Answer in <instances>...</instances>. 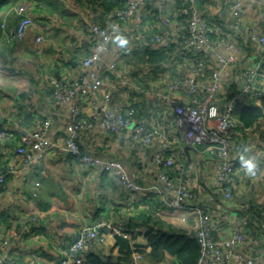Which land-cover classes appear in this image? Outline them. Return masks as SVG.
Here are the masks:
<instances>
[{
	"label": "crops",
	"instance_id": "obj_1",
	"mask_svg": "<svg viewBox=\"0 0 264 264\" xmlns=\"http://www.w3.org/2000/svg\"><path fill=\"white\" fill-rule=\"evenodd\" d=\"M22 1L27 2L35 26L28 29L24 38L18 39L15 7ZM124 1L0 0V127L8 130L0 147V163L14 160L19 129L35 127L48 116L52 118L57 141L63 138L66 113L49 98V80L69 78L77 72L90 51L88 23L105 22V11L121 6ZM233 1L197 0L204 18L217 31L228 27L231 16L227 8ZM241 1L242 31L235 39L240 49L218 48L224 56H235L234 64L223 70L225 78L220 97L241 85L249 66L257 62L252 47L246 44L249 28L264 31V0ZM156 4L157 0H151L132 22L125 24L123 34L129 44L123 49L115 44L108 58L118 61L113 72L116 75L103 72L111 82L126 78L136 87L109 85L102 88L110 89L114 102H123L127 97L133 99L140 117L154 122L159 120L154 114L153 90H164L166 78L179 74L185 60L179 44L162 49L159 55L145 52L150 47L151 35L158 30ZM187 11L186 0H168L164 5V13L170 17H186ZM39 35L42 38L38 41ZM207 62L209 69L215 67L211 58L207 57ZM102 68L100 65L99 70ZM256 76L263 95L244 96L238 104L239 112L244 106L264 102V63ZM84 107L86 112H91L89 105L84 104ZM168 123L172 127L173 124ZM176 134L173 149L177 159L170 168L172 177L193 189L194 203L204 204L213 212L212 231L216 238L225 234L238 218H243L248 242L239 250L254 255L258 264H264V116L253 126H240L236 134L241 147L256 158L259 169L256 176L246 175L235 155L237 171L231 200L224 199L216 182L215 159L199 145L187 147L182 133ZM79 141L84 149L119 158L133 179L152 189L129 191L121 187L115 175L87 170L60 148L50 149L33 171L25 176L9 173L0 183V251L9 248L15 259L13 264H57L63 249L78 238L82 226L103 220L120 223L129 215L141 214L142 221L137 220L141 224H151L150 216H154V225L166 232L194 234L199 226L198 216L191 209L178 210L170 206L164 193L156 190L153 146L134 147L124 135L103 132L83 133ZM23 224L29 231L15 239ZM103 237L104 242L98 244L94 252L109 257V264H165L150 255V247L143 245L142 234L136 239L141 249L128 259L116 246L115 234L103 230ZM4 239L8 240L6 246Z\"/></svg>",
	"mask_w": 264,
	"mask_h": 264
},
{
	"label": "built area",
	"instance_id": "obj_2",
	"mask_svg": "<svg viewBox=\"0 0 264 264\" xmlns=\"http://www.w3.org/2000/svg\"><path fill=\"white\" fill-rule=\"evenodd\" d=\"M150 1L125 0L121 6L105 11V22L92 20L88 23L90 51L83 58L77 72L69 78L49 80V98L61 105L66 113L63 138L57 141L50 116L35 127L19 129V140L14 149L15 158L0 166V183L9 173L27 175L50 149L60 148L87 170L115 175L124 189L134 192L152 189L133 179L119 158L84 149L79 141L82 134L87 132L124 135L131 146L154 147L153 160L158 183L156 190L164 193L170 206L178 210L191 209L198 216L199 226L193 235L200 246V255L194 264H258L254 255L239 250L248 242L246 221L238 218L225 234L216 238L212 231L213 212L204 204L194 203L196 195L193 189L174 179L170 168L177 159V152L173 149L178 138L176 132H181V138L187 147L199 145L203 152L215 159L218 187L224 199L233 198L237 171L235 155L241 148L236 134L239 127L243 126L238 114V104L247 94L263 95V90L257 85L256 75L263 69L264 31L249 28L246 44L252 47V55L257 62L249 66L241 85L220 97L225 78L223 70L225 66L234 64L235 56H224L218 48L239 51L240 46H237L235 39L242 31V1L234 0L228 6L230 23L225 30L217 31L204 18L197 0H186V17L166 15L164 5L168 0H157L158 30L151 35L150 44L159 48L179 44L181 52L184 51L185 54L184 69L179 74L166 78L164 90H153L154 114L159 121L137 119L139 110L133 99L127 97L123 102H114L110 89H102L109 85L135 88V83L126 78L111 82L103 72L114 74L118 66L117 59L108 60L116 44V33L113 32L112 25H117L123 33L125 24L132 22L137 12ZM15 10L18 15L15 34L18 39H22L28 29L35 26L34 18L28 12L25 2L18 3ZM41 38L40 35L37 36L38 41ZM207 57L215 63L213 69H209ZM100 65H103L101 70ZM171 102H174L173 107L170 106ZM84 104L89 105L91 112L85 111ZM156 110L159 113L156 114ZM168 122L173 124L172 127ZM6 130L5 127L0 129L1 143L8 136ZM262 229L264 230V224ZM103 230H109L115 236H131L130 230L111 220L86 224L80 228L78 238L63 249L57 264H85L84 252L94 251L98 244L104 242ZM25 231L29 229L23 224L15 239ZM3 244L6 246L8 240L4 239ZM11 254L7 247L0 251V264H13L15 259Z\"/></svg>",
	"mask_w": 264,
	"mask_h": 264
},
{
	"label": "trees",
	"instance_id": "obj_3",
	"mask_svg": "<svg viewBox=\"0 0 264 264\" xmlns=\"http://www.w3.org/2000/svg\"><path fill=\"white\" fill-rule=\"evenodd\" d=\"M107 9H110V7ZM148 48L145 52L151 55L154 53H157V55L162 54L163 51L161 50L166 49L154 47L151 44ZM170 106L173 107L174 102H171ZM238 114L243 126H253L264 116V102L261 105L244 106L240 109V112L238 111ZM137 119H142L140 113H137ZM6 132L8 133V130ZM1 146L2 143L0 142ZM3 164L4 162H1L0 166ZM142 217L141 214L137 215V217L129 215L126 221L120 222L131 231L130 237L115 236L116 246L119 247L126 259L131 257L134 251L141 249L142 246L136 242V239L138 235L142 234L145 239L143 245L150 247V255L154 258L162 259L165 264H194L196 262L200 255V246L194 235L191 236L178 231L166 232L154 225V216H150L151 224L137 222V220L142 221ZM84 262L85 264H109L110 261L109 257H104L94 251H86L84 252Z\"/></svg>",
	"mask_w": 264,
	"mask_h": 264
},
{
	"label": "clouds",
	"instance_id": "obj_4",
	"mask_svg": "<svg viewBox=\"0 0 264 264\" xmlns=\"http://www.w3.org/2000/svg\"><path fill=\"white\" fill-rule=\"evenodd\" d=\"M112 30L114 33H116L114 42L120 47V48H126L129 44V40L126 35H124L122 32L119 31V28L117 25H112ZM238 159H240L245 174L248 176H256L258 174L259 164L256 160V158L250 153V151L244 147H241L240 150L237 153Z\"/></svg>",
	"mask_w": 264,
	"mask_h": 264
},
{
	"label": "rangeland",
	"instance_id": "obj_5",
	"mask_svg": "<svg viewBox=\"0 0 264 264\" xmlns=\"http://www.w3.org/2000/svg\"><path fill=\"white\" fill-rule=\"evenodd\" d=\"M22 2H25L26 4H27V2L26 1H22ZM29 12V11H28ZM34 23H35V21H34Z\"/></svg>",
	"mask_w": 264,
	"mask_h": 264
}]
</instances>
